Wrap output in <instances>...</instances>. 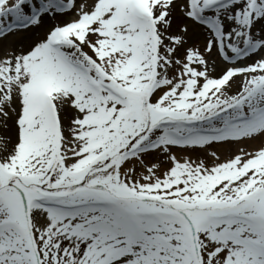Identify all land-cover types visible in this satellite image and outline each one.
I'll list each match as a JSON object with an SVG mask.
<instances>
[{"label": "snow or ice", "instance_id": "1", "mask_svg": "<svg viewBox=\"0 0 264 264\" xmlns=\"http://www.w3.org/2000/svg\"><path fill=\"white\" fill-rule=\"evenodd\" d=\"M0 264H264V0H0Z\"/></svg>", "mask_w": 264, "mask_h": 264}]
</instances>
